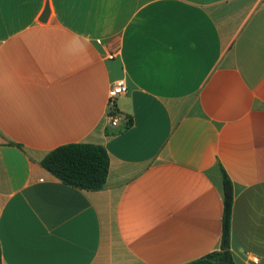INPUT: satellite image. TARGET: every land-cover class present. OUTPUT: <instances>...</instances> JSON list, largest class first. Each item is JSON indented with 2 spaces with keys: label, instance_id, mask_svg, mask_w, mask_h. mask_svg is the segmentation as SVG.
<instances>
[{
  "label": "crops",
  "instance_id": "1",
  "mask_svg": "<svg viewBox=\"0 0 264 264\" xmlns=\"http://www.w3.org/2000/svg\"><path fill=\"white\" fill-rule=\"evenodd\" d=\"M78 143L109 154L100 191L42 166ZM224 172L234 264H264V0H0L1 264L201 260Z\"/></svg>",
  "mask_w": 264,
  "mask_h": 264
},
{
  "label": "trees",
  "instance_id": "2",
  "mask_svg": "<svg viewBox=\"0 0 264 264\" xmlns=\"http://www.w3.org/2000/svg\"><path fill=\"white\" fill-rule=\"evenodd\" d=\"M42 166L69 186L85 191H100L105 187L108 178L110 157L106 148L102 145L67 144L52 150L42 161ZM223 189L222 250L189 264L234 263L230 252L234 191L232 181L225 172L223 175Z\"/></svg>",
  "mask_w": 264,
  "mask_h": 264
},
{
  "label": "built area",
  "instance_id": "3",
  "mask_svg": "<svg viewBox=\"0 0 264 264\" xmlns=\"http://www.w3.org/2000/svg\"><path fill=\"white\" fill-rule=\"evenodd\" d=\"M114 57L115 56H114L113 52L108 55V59H113ZM127 91H128V88H127V84H126L125 80L121 79V80H117L116 82H114L110 88L109 95H108L110 105L113 107L116 99L119 96L126 94ZM111 120L113 123L117 122L115 117H111ZM252 262L254 264H257L258 258L253 257Z\"/></svg>",
  "mask_w": 264,
  "mask_h": 264
},
{
  "label": "water",
  "instance_id": "4",
  "mask_svg": "<svg viewBox=\"0 0 264 264\" xmlns=\"http://www.w3.org/2000/svg\"><path fill=\"white\" fill-rule=\"evenodd\" d=\"M48 13H49V9L47 8V11L45 12V15H44V18H43V20H45V19H46V17H47V15H48ZM212 264H234V263H212Z\"/></svg>",
  "mask_w": 264,
  "mask_h": 264
}]
</instances>
